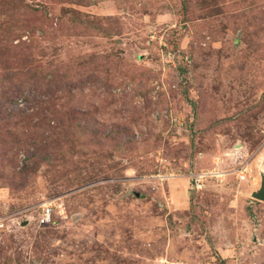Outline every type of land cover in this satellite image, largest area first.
<instances>
[{"label": "rangeland", "instance_id": "rangeland-1", "mask_svg": "<svg viewBox=\"0 0 264 264\" xmlns=\"http://www.w3.org/2000/svg\"><path fill=\"white\" fill-rule=\"evenodd\" d=\"M261 177L264 0H0V264H264Z\"/></svg>", "mask_w": 264, "mask_h": 264}, {"label": "built area", "instance_id": "built-area-1", "mask_svg": "<svg viewBox=\"0 0 264 264\" xmlns=\"http://www.w3.org/2000/svg\"><path fill=\"white\" fill-rule=\"evenodd\" d=\"M205 175H210L208 173H202L199 175H196L195 178L192 180V188L200 189L202 187V179ZM241 180L244 178L243 176H240ZM52 203L51 202H45L40 205V213L38 214V225L44 226L49 225L52 221Z\"/></svg>", "mask_w": 264, "mask_h": 264}, {"label": "water", "instance_id": "water-1", "mask_svg": "<svg viewBox=\"0 0 264 264\" xmlns=\"http://www.w3.org/2000/svg\"><path fill=\"white\" fill-rule=\"evenodd\" d=\"M252 196L253 198L258 199V200H264V177H261L260 189L254 192Z\"/></svg>", "mask_w": 264, "mask_h": 264}, {"label": "clouds", "instance_id": "clouds-1", "mask_svg": "<svg viewBox=\"0 0 264 264\" xmlns=\"http://www.w3.org/2000/svg\"><path fill=\"white\" fill-rule=\"evenodd\" d=\"M39 209H40V207H39Z\"/></svg>", "mask_w": 264, "mask_h": 264}]
</instances>
